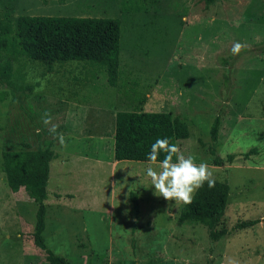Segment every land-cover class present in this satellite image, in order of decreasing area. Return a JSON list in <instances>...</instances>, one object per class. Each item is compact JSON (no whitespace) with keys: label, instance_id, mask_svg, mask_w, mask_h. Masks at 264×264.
Masks as SVG:
<instances>
[{"label":"rangeland","instance_id":"rangeland-1","mask_svg":"<svg viewBox=\"0 0 264 264\" xmlns=\"http://www.w3.org/2000/svg\"><path fill=\"white\" fill-rule=\"evenodd\" d=\"M0 11L12 20L110 17L121 25L115 87L97 67L69 62L47 72L23 58L14 59L12 83L31 85L30 96L19 102L0 86V264H48L33 244L37 203L22 188L12 193L1 171V153L25 145L57 154L42 238L69 264H264V0H0ZM236 42L245 47L233 55ZM135 109L180 116L189 130L180 151L227 182L217 242L198 223L176 225L183 203L156 193L147 162L114 161L113 114ZM45 111L56 134L42 123ZM216 116L221 165L209 152ZM248 220L258 223L234 228Z\"/></svg>","mask_w":264,"mask_h":264},{"label":"trees","instance_id":"trees-1","mask_svg":"<svg viewBox=\"0 0 264 264\" xmlns=\"http://www.w3.org/2000/svg\"><path fill=\"white\" fill-rule=\"evenodd\" d=\"M48 4L49 0H39ZM64 4L66 0H54ZM211 4L213 0H204ZM125 8V4L123 5ZM120 21L110 17L34 16L20 15L12 20L7 12L0 11V86L9 89L17 101L30 96L31 85L22 89L14 86V59L23 58L41 64L47 72L56 64L84 63L97 67L106 76L109 87H115L119 78ZM0 91V101L6 98ZM220 117L216 116L209 130L210 154L214 163L221 165L216 156ZM189 137L187 124L178 115L142 110L117 111L114 120V161L147 162L151 145L157 138H169L170 143ZM23 151L1 153V171L8 189L17 193L21 188L27 197L37 203L33 244L44 252L48 264H69L64 258L53 254L45 246L42 232L45 229L46 186L50 163L57 154L50 148L31 150L25 145ZM161 153L159 159H163ZM175 159V158H174ZM231 159V156H227ZM229 186L225 181L215 180V186L207 183L197 192L191 205L182 204L176 217V225L192 221L205 227L208 239L217 242L225 232L217 230L226 209ZM132 208L138 211L137 193H130ZM257 220L243 221L235 225L236 230L257 224Z\"/></svg>","mask_w":264,"mask_h":264},{"label":"clouds","instance_id":"clouds-1","mask_svg":"<svg viewBox=\"0 0 264 264\" xmlns=\"http://www.w3.org/2000/svg\"><path fill=\"white\" fill-rule=\"evenodd\" d=\"M244 47L243 44L236 42L231 52L233 55H238ZM42 123L45 126L51 125L49 131L56 134L57 125L52 123L50 112H44ZM54 138L58 139L61 146L65 145L62 135H56ZM161 153L164 154L163 159H159ZM146 160L145 175L151 180L156 193L166 201L191 205L205 183L209 189L215 186L214 174L210 166L204 161L197 163L196 157L191 154L185 156L177 144L170 143L169 138H157L151 145ZM228 264H239V261L229 258Z\"/></svg>","mask_w":264,"mask_h":264},{"label":"crops","instance_id":"crops-1","mask_svg":"<svg viewBox=\"0 0 264 264\" xmlns=\"http://www.w3.org/2000/svg\"><path fill=\"white\" fill-rule=\"evenodd\" d=\"M116 113V112H115ZM115 113L113 114V116H114V120H115ZM114 134V133H113ZM50 172V171H49Z\"/></svg>","mask_w":264,"mask_h":264}]
</instances>
